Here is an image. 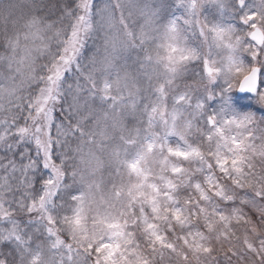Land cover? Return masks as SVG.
Returning a JSON list of instances; mask_svg holds the SVG:
<instances>
[{"label": "snow or ice", "instance_id": "6c2138e0", "mask_svg": "<svg viewBox=\"0 0 264 264\" xmlns=\"http://www.w3.org/2000/svg\"><path fill=\"white\" fill-rule=\"evenodd\" d=\"M262 126L264 0H0V264H264Z\"/></svg>", "mask_w": 264, "mask_h": 264}, {"label": "rangeland", "instance_id": "374dc122", "mask_svg": "<svg viewBox=\"0 0 264 264\" xmlns=\"http://www.w3.org/2000/svg\"><path fill=\"white\" fill-rule=\"evenodd\" d=\"M29 2H30V0H17V3H19L21 6H23L24 4L29 3ZM193 40L198 43V40H196L195 37H193ZM262 127H264V126H262ZM257 143H259V141H257ZM110 190H111V184L110 183L105 182V183L101 184L100 190L95 193L96 199L99 200L102 195L107 196L108 193L110 192ZM93 207H95V205H93ZM165 264H166V262H165Z\"/></svg>", "mask_w": 264, "mask_h": 264}, {"label": "bare ground", "instance_id": "6f19581e", "mask_svg": "<svg viewBox=\"0 0 264 264\" xmlns=\"http://www.w3.org/2000/svg\"><path fill=\"white\" fill-rule=\"evenodd\" d=\"M192 40H193V38H192Z\"/></svg>", "mask_w": 264, "mask_h": 264}]
</instances>
